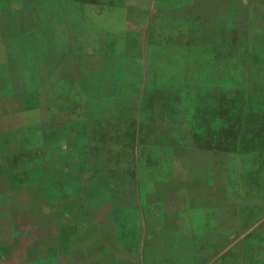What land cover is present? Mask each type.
<instances>
[{"label":"rangeland","instance_id":"374dc122","mask_svg":"<svg viewBox=\"0 0 264 264\" xmlns=\"http://www.w3.org/2000/svg\"><path fill=\"white\" fill-rule=\"evenodd\" d=\"M84 5L52 4L65 8L53 24L68 35L0 34V264H166L156 257L168 250H147L141 213L127 205L139 178L172 155L225 157L229 172L257 170L264 182V34L250 22L256 10L264 17V0ZM38 120L67 136L52 140L45 168L16 167L31 170L19 180L5 153ZM195 134L197 151L178 146Z\"/></svg>","mask_w":264,"mask_h":264},{"label":"crops","instance_id":"0c3cea01","mask_svg":"<svg viewBox=\"0 0 264 264\" xmlns=\"http://www.w3.org/2000/svg\"><path fill=\"white\" fill-rule=\"evenodd\" d=\"M42 2L48 4L49 10L46 5L37 7ZM68 2L84 9V3L93 0H0V34L44 35L50 39L53 35H68L64 27L53 24L52 14H56L58 17L55 18L60 20L66 19L65 8L61 7L58 12L57 9H52V4ZM260 7L264 8V5ZM79 11V17L84 19L85 12ZM256 12L258 14L257 10ZM257 14L251 15L250 22L253 26L260 25L264 34V17ZM21 18L27 20L24 27L16 24ZM1 39L2 45L8 50L4 42L7 39ZM59 40V45L61 42L67 45L65 40ZM253 45L246 42L243 49L245 52L254 50ZM51 49L56 50L55 44ZM257 58L261 59L259 55ZM261 67L264 69V65ZM80 90L83 92L82 88ZM29 95L30 98L35 97L33 94ZM35 107L40 108L37 104ZM60 130L59 134L54 133ZM63 130L47 120H38L21 132L22 138L14 135L13 141L19 148L6 151L7 157L16 159L8 167L15 170L20 164L30 161L39 169L41 165L42 169L45 168L48 150L54 143L52 140L55 137L63 139L66 135ZM197 141L195 134L191 143L185 142L178 146L192 152L197 151L201 146L196 144ZM34 150L38 156L35 154L33 157ZM197 158V155L187 154L182 158L172 155L168 164L164 161L160 165L156 164L148 178H139L138 174L140 181L136 184V202L127 206H137L141 213L140 226L143 227L148 243L147 250L152 248L154 242L158 243L157 248H166L169 254L156 257L157 260H165L166 264L168 260L175 264H264V182L260 185L258 171L253 170L245 179L241 168H237L236 172L228 171L225 157L216 160H211L210 156H205L204 160ZM200 161L205 164L203 172L192 173L191 168L196 167ZM27 168L28 170L26 167L15 170L17 179H27L31 172ZM146 170L148 168L142 169V173ZM0 179L6 180L7 175L0 174ZM20 189H25V186L8 187L1 195ZM75 204L78 205V202ZM59 206L62 209L64 205L60 202ZM154 208L157 211L151 218L147 211ZM151 227L156 229L152 231ZM231 243L238 246H229ZM247 246L249 251H243L242 247Z\"/></svg>","mask_w":264,"mask_h":264}]
</instances>
